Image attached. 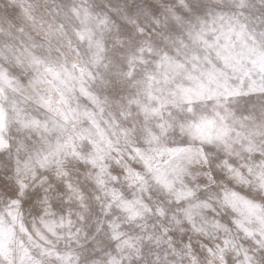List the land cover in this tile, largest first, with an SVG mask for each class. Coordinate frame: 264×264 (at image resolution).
Returning <instances> with one entry per match:
<instances>
[{"label":"snow or ice","instance_id":"6c2138e0","mask_svg":"<svg viewBox=\"0 0 264 264\" xmlns=\"http://www.w3.org/2000/svg\"><path fill=\"white\" fill-rule=\"evenodd\" d=\"M0 264H264V0H0Z\"/></svg>","mask_w":264,"mask_h":264}]
</instances>
